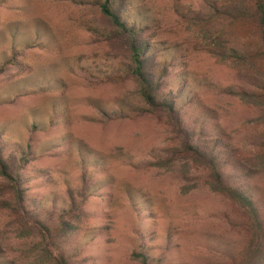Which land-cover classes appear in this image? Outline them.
<instances>
[{
    "label": "rangeland",
    "instance_id": "1",
    "mask_svg": "<svg viewBox=\"0 0 264 264\" xmlns=\"http://www.w3.org/2000/svg\"><path fill=\"white\" fill-rule=\"evenodd\" d=\"M99 1L0 0V144L32 152L22 170L32 208L72 264H142L135 252L234 264L248 237L243 210L182 153L165 114L140 113L128 43ZM124 3L157 71L169 65L168 88L183 83L185 118L229 142L251 175L227 174L264 202V50L239 11L251 0ZM45 248L41 228L0 209V264H53Z\"/></svg>",
    "mask_w": 264,
    "mask_h": 264
},
{
    "label": "trees",
    "instance_id": "2",
    "mask_svg": "<svg viewBox=\"0 0 264 264\" xmlns=\"http://www.w3.org/2000/svg\"><path fill=\"white\" fill-rule=\"evenodd\" d=\"M126 0H101L98 2L102 14L116 28L117 33L126 40L130 51V69L135 77L139 95L144 103L139 108L143 113H163L169 118L174 133L181 140L182 153L190 155L193 159L206 166L210 171V177L214 185L227 197L234 201L244 213L246 218L247 242L244 249L237 257H233L234 264H264V202L258 195L256 188L249 184L236 183L227 174L229 167L239 171L238 179H247L251 174L246 170V165L237 158L235 150L223 137L209 140L196 125H192L185 118L184 112L178 107V98L182 93L181 87L174 91L169 89L168 76L169 65H164L157 71L154 52H150V46L143 39L141 29L130 24L124 16ZM239 8H237L238 10ZM241 17L251 19L258 30L259 38L264 50V0H251L249 7L239 10ZM153 53V54H152ZM5 71L0 66V74ZM115 117H127L119 113ZM205 138V139H204ZM208 139V140H207ZM6 146L0 144V177L3 179L0 186L3 195H11V198H0V209L12 210L21 213L30 220L34 226L41 228L45 253L53 264H72V258L61 242L58 233H54L46 223V219L34 211L25 192L22 170L27 163L28 149L17 148L5 152ZM52 216V213L50 212ZM66 229V224L62 223ZM134 256L141 259L142 264L153 263L145 252H135Z\"/></svg>",
    "mask_w": 264,
    "mask_h": 264
}]
</instances>
